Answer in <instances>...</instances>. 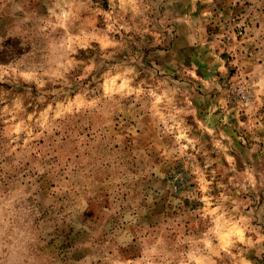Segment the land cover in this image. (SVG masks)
<instances>
[{"label": "rangeland", "instance_id": "374dc122", "mask_svg": "<svg viewBox=\"0 0 264 264\" xmlns=\"http://www.w3.org/2000/svg\"><path fill=\"white\" fill-rule=\"evenodd\" d=\"M0 264H264V0H0Z\"/></svg>", "mask_w": 264, "mask_h": 264}]
</instances>
